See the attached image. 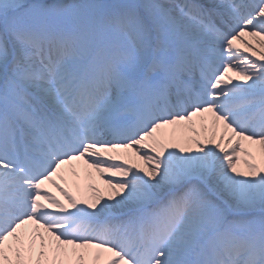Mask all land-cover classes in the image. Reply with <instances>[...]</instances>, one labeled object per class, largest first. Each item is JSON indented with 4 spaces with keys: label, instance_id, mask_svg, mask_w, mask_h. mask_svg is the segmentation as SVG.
Returning a JSON list of instances; mask_svg holds the SVG:
<instances>
[{
    "label": "snow or ice",
    "instance_id": "snow-or-ice-1",
    "mask_svg": "<svg viewBox=\"0 0 264 264\" xmlns=\"http://www.w3.org/2000/svg\"><path fill=\"white\" fill-rule=\"evenodd\" d=\"M0 264H264V0H0Z\"/></svg>",
    "mask_w": 264,
    "mask_h": 264
}]
</instances>
